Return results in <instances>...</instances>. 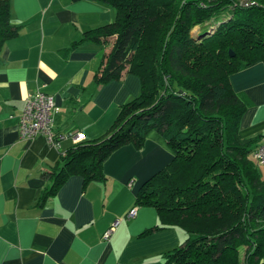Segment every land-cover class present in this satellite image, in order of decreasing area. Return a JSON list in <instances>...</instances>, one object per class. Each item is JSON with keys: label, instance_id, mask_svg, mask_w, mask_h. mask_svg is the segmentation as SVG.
<instances>
[{"label": "trees", "instance_id": "16d2710c", "mask_svg": "<svg viewBox=\"0 0 264 264\" xmlns=\"http://www.w3.org/2000/svg\"><path fill=\"white\" fill-rule=\"evenodd\" d=\"M99 1L114 7L116 18L79 41L113 39L95 80L134 74L141 92L121 105L107 133L75 143L44 172L51 184L42 199L74 175L85 184L105 180L104 163L115 150L141 148L156 130L174 157L144 182L136 203L188 234L164 264H264V179L252 154L260 139L240 135L248 106L230 80L264 63V0ZM198 25L204 29L196 38ZM18 30L10 0H0V53Z\"/></svg>", "mask_w": 264, "mask_h": 264}, {"label": "crops", "instance_id": "0c3cea01", "mask_svg": "<svg viewBox=\"0 0 264 264\" xmlns=\"http://www.w3.org/2000/svg\"><path fill=\"white\" fill-rule=\"evenodd\" d=\"M10 13L19 30L0 53V264H164L165 254L183 245L188 234L165 225L155 207L136 203L144 182L174 157L158 131H150L141 148L128 144L115 150L104 163L105 180L85 184L74 175L42 199L51 184L44 172L75 144L69 135L103 136L121 105L141 92L134 74L96 82L113 39L79 42L86 31L115 20L114 7L99 0H10ZM230 80L248 106L240 135L259 137V146L264 141V63ZM38 90L55 99L54 130L64 136L59 146L44 135L21 136L26 98ZM258 169L264 179V165L258 163ZM134 207L136 215L128 218ZM155 226L161 228L144 234Z\"/></svg>", "mask_w": 264, "mask_h": 264}, {"label": "built area", "instance_id": "2783aa9c", "mask_svg": "<svg viewBox=\"0 0 264 264\" xmlns=\"http://www.w3.org/2000/svg\"><path fill=\"white\" fill-rule=\"evenodd\" d=\"M254 1H247L245 4H254ZM57 106L54 97L42 90H38L26 98L25 107L20 122L21 136L25 139H32L38 135L46 136L47 140L54 146H59L60 140L64 137L54 130V114ZM75 143L85 140L82 131H75L69 135ZM254 159L261 165H264V141L253 151ZM137 208H132L127 217H134ZM114 228H110L105 238L109 239Z\"/></svg>", "mask_w": 264, "mask_h": 264}, {"label": "rangeland", "instance_id": "374dc122", "mask_svg": "<svg viewBox=\"0 0 264 264\" xmlns=\"http://www.w3.org/2000/svg\"><path fill=\"white\" fill-rule=\"evenodd\" d=\"M207 27H209V26H207ZM213 28V27H212ZM204 29V27H202L201 25H198V26H196V27H194L193 29H192V31H191V33L197 38V36H198V34L202 31ZM208 30H210L209 28H208ZM214 31H216V29L214 30ZM234 52V51H233ZM244 250H241V253H242V256L244 255Z\"/></svg>", "mask_w": 264, "mask_h": 264}, {"label": "water", "instance_id": "95a60500", "mask_svg": "<svg viewBox=\"0 0 264 264\" xmlns=\"http://www.w3.org/2000/svg\"><path fill=\"white\" fill-rule=\"evenodd\" d=\"M230 55H231V56H234V52H233V50H230Z\"/></svg>", "mask_w": 264, "mask_h": 264}]
</instances>
